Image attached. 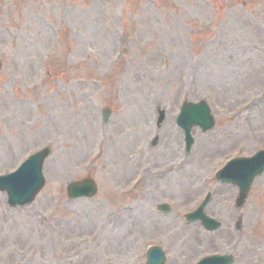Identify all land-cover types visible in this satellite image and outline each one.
<instances>
[{"label": "rangeland", "instance_id": "374dc122", "mask_svg": "<svg viewBox=\"0 0 264 264\" xmlns=\"http://www.w3.org/2000/svg\"><path fill=\"white\" fill-rule=\"evenodd\" d=\"M0 61V174L52 147L32 203L10 207L0 192V264H146L158 244L167 264L215 251L264 264V173L241 211L239 189L210 178L235 150L264 148V0H0ZM200 99L213 126L194 127L186 150L177 116ZM164 167L179 172L162 183ZM88 177L97 193L70 198ZM211 189L206 212L224 227L205 234L197 221V248L185 246L176 229ZM165 199L170 216L155 213Z\"/></svg>", "mask_w": 264, "mask_h": 264}, {"label": "water", "instance_id": "95a60500", "mask_svg": "<svg viewBox=\"0 0 264 264\" xmlns=\"http://www.w3.org/2000/svg\"><path fill=\"white\" fill-rule=\"evenodd\" d=\"M208 117H209L208 110L205 108L203 104L190 105L185 108V111L181 116L180 121L184 125H188V126L194 125L196 123L201 124L203 122L202 124L206 126L205 128H207L208 121L210 118ZM45 154L46 153H43L41 155V161L39 167H41L42 165V161L44 160ZM35 161L36 159L32 157L24 165L23 168L24 171L17 174L18 175L17 177L10 176L6 180L0 183L1 188H7L10 196V202L12 205L24 204L28 201H31L36 195V193L39 191V189L41 188L43 184V179L40 176L39 172L36 171L38 167V163H36ZM249 162H248L249 165H245L244 163L243 166L252 169V171L254 170V172L252 173L253 177L256 175V173H260L261 171H263L264 164L260 168H258L256 165V163L258 162L264 163L263 157L253 161L252 163ZM230 172H228L225 176H223L224 179L238 182L242 185V188L244 189L248 181L246 183H242L240 182L242 180L238 181L236 176ZM252 175L249 177V182L253 178ZM89 183H78L79 185H75L74 187H72L73 186L72 184L70 187V194L76 196L93 194V192H95L96 190L95 185L91 182ZM83 190H87V191H83ZM153 250L155 251V249ZM154 251L151 250L150 252L148 264H159V262L161 264V261L164 262V256L161 254L162 252L160 251L154 252ZM156 255L159 257L160 261L156 260Z\"/></svg>", "mask_w": 264, "mask_h": 264}, {"label": "bare ground", "instance_id": "6f19581e", "mask_svg": "<svg viewBox=\"0 0 264 264\" xmlns=\"http://www.w3.org/2000/svg\"><path fill=\"white\" fill-rule=\"evenodd\" d=\"M159 78V77H158ZM251 107H253V104L252 105H250V107L249 108H251ZM196 125V127H198L199 129H201L202 131H204V128H202V127H200V126H198L197 124H195ZM182 126H184V125H182ZM179 127V126H178ZM188 130H190L191 128H193V127H191V126H188V125H186L185 126ZM194 129V128H193ZM243 130H239V131H237V132H233V133H236V134H242L243 135ZM193 135V134H192ZM194 136V135H193ZM191 138V137H190ZM187 139V137L186 136H184V141ZM193 139H194V137H193ZM193 139H192V141H193ZM263 159H264V156H263ZM247 165H249V164H247ZM15 168V167H14ZM14 168H12V169H14ZM186 168H184L183 170H185ZM182 170V169H181ZM176 172H179V170H176V169H171V167H169V168H158V169H156V171L154 172V175H155V177H156V179L159 181V182H165V181H167L169 178H171L172 177V174L173 173H176ZM248 172V171H247ZM261 174H258V176H260ZM248 176H251L250 174L248 175ZM137 176H135L134 178H136ZM252 177H253V175H252ZM185 177H182L180 180L179 179H177V178H173L172 179V182H171V184H176L177 185V187L180 185V182L184 179ZM147 179L149 180L150 179V175L147 177ZM144 180V177H142V179L140 180V183H141V181H143ZM161 180V181H160ZM131 182V181H130ZM129 182V183H130ZM170 183V182H169ZM42 188H44V185H42L41 186V189ZM150 198V197H149ZM146 199H147V201L149 202V199L146 197ZM239 205H235V207H237V208H239V210L241 211V209L244 207V205H243V201H244V198L243 197H240L239 198ZM210 201H212V199L210 200ZM150 206V205H149ZM244 217L246 218V217H248V215L247 214H244ZM253 216H252V214H249V218H252ZM150 220H151V222L152 223H155V222H157L158 221V219L156 218V217H153V215H151V217H150ZM239 220H237V223L235 224L234 223V226H238L239 225ZM166 223V222H165ZM155 224H157V223H155ZM194 224H196V223H192V224H190V226H192V225H194ZM197 226V225H196ZM195 226V228H197ZM220 226H221V224H220ZM193 227V226H192ZM217 228V227H216ZM168 229V230H167ZM199 229H200V231H203V227L202 226H200L199 225ZM162 230L165 232V234H171V232L172 231H170L169 230V228H167V223L162 227ZM177 232H182V236H185V235H183L184 233H187V238H189V239H187L186 238V240H184V239H182L183 241H182V243H183V245L184 244H187V243H190V244H193L194 243V245H192V247L193 248H197V246H196V244H198V240H194L195 238H190V237H193V235H195V232H188L187 230H184V229H176V233ZM216 235H218V233L216 234ZM214 237V236H213ZM212 238V237H211ZM206 239H204L203 241H205ZM211 240H214V239H211ZM186 246V245H185ZM183 249H189V248H183ZM161 250V248L160 247H156L155 248V251L152 249V251H154V252H157V251H160ZM163 253H165L164 251H163ZM163 253H161V254H163ZM156 260H158V261H160L159 260V257L156 255ZM159 264H160V262H159ZM161 264H164V262H162L161 261ZM206 264H230V261L228 260V259H223L222 257H220L219 258V260L217 259V261L216 260H214V261H212V259L210 258V259H208L207 261H206Z\"/></svg>", "mask_w": 264, "mask_h": 264}]
</instances>
